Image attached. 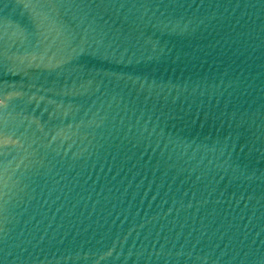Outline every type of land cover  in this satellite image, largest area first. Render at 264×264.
Wrapping results in <instances>:
<instances>
[{
  "label": "water",
  "instance_id": "obj_1",
  "mask_svg": "<svg viewBox=\"0 0 264 264\" xmlns=\"http://www.w3.org/2000/svg\"><path fill=\"white\" fill-rule=\"evenodd\" d=\"M0 264H264V0H0Z\"/></svg>",
  "mask_w": 264,
  "mask_h": 264
}]
</instances>
